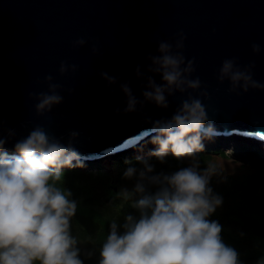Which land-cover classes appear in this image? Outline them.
<instances>
[{
  "label": "clouds",
  "instance_id": "1",
  "mask_svg": "<svg viewBox=\"0 0 264 264\" xmlns=\"http://www.w3.org/2000/svg\"><path fill=\"white\" fill-rule=\"evenodd\" d=\"M185 40L182 30L173 40H159L157 53L147 56L149 75L137 65V78L146 79L142 99L133 94L128 82L120 83L127 98L125 114L142 111L148 103L166 110L169 97L177 92L187 98L170 117H145L150 127L139 134V141L147 139L154 147L147 155L136 157L139 167L128 163L123 176L134 183L122 186L118 193L131 200L136 213H128L122 224L110 223L98 264H245L238 249L224 241L220 222L210 218L224 198L211 183L216 165L201 168L198 153L205 148V140L217 137L218 129L202 102L210 99L209 92L199 76L193 78L195 60L184 54ZM87 43L78 37L72 45L79 48ZM251 47L257 55L264 51L259 43ZM92 51L99 54L95 46ZM255 66V61L241 65L237 57L225 58L217 79L221 84L228 81L229 92L238 95L241 90L264 91V82L254 78ZM69 71L75 74L78 65L61 61L60 74ZM100 75L109 85L118 82V77L107 72ZM45 82L47 90L28 94L39 116L51 113L64 101L63 85L51 74ZM67 91L74 94L75 89ZM120 112L117 108L116 113ZM79 135L70 130L65 143L37 124L15 139L16 130L4 127L0 135V264H84L71 231L78 202L71 189L61 187L66 168L86 166L85 155L74 147ZM12 140L9 150L7 144ZM169 155L190 163L175 171L157 172L153 158L163 164ZM256 264H264V256Z\"/></svg>",
  "mask_w": 264,
  "mask_h": 264
},
{
  "label": "water",
  "instance_id": "2",
  "mask_svg": "<svg viewBox=\"0 0 264 264\" xmlns=\"http://www.w3.org/2000/svg\"><path fill=\"white\" fill-rule=\"evenodd\" d=\"M181 30L186 59L195 60L193 78L199 76L210 95L202 102L218 129L215 138L264 147L258 135L264 133V91L238 95L229 92L228 81L217 79L222 61L237 57L241 65L255 61L254 78L264 82V51L257 55L251 47L255 42L264 49V0H0V135L6 126L19 139L40 124L67 143L70 130H77L74 147L86 161L134 148L147 140L139 141L150 127L146 116L170 117L187 97L177 92L166 110L148 103L142 111L125 114L120 83L128 82L142 99L146 79L137 78V65L149 75L148 54L157 53L159 40H173ZM78 37L88 41L86 46L73 47ZM61 61L78 65V71L61 75ZM101 72L118 82L109 85ZM49 74L63 85L64 101L39 116L28 94L47 90ZM155 79L161 81L159 75ZM14 142L7 144L9 150Z\"/></svg>",
  "mask_w": 264,
  "mask_h": 264
},
{
  "label": "trees",
  "instance_id": "3",
  "mask_svg": "<svg viewBox=\"0 0 264 264\" xmlns=\"http://www.w3.org/2000/svg\"><path fill=\"white\" fill-rule=\"evenodd\" d=\"M217 155L227 157L223 151ZM211 159L207 153H198L201 168L206 167ZM128 163L140 166L136 157L122 160L113 180L103 173L85 172L78 168L64 170L61 187L71 189L72 198L78 202L71 231L78 240L84 264H98L100 248L113 220L122 224L128 213H136L131 200L118 195L122 186L131 187L134 183V180L123 176ZM153 163L157 172H171L187 166L184 160H177L172 155L163 164L155 158ZM259 172L261 175L256 177L240 179L228 176L221 184L212 183L224 202L210 218L220 222L224 241L238 249L245 264H256L257 259L264 256V170Z\"/></svg>",
  "mask_w": 264,
  "mask_h": 264
},
{
  "label": "rangeland",
  "instance_id": "4",
  "mask_svg": "<svg viewBox=\"0 0 264 264\" xmlns=\"http://www.w3.org/2000/svg\"><path fill=\"white\" fill-rule=\"evenodd\" d=\"M140 147H143V152L139 151ZM152 147L154 146L146 140L140 146L117 156L106 157L99 161H86L85 167L77 168L85 172L103 173L113 180L117 177L122 160L147 155ZM219 151H223L227 157L217 155ZM201 152L211 155L210 163H214L217 167V173L213 176L211 183L221 184L228 176L240 179L256 177L261 175L259 170H264V147L249 140L225 137L205 140V148ZM184 161L188 166L190 161L187 159Z\"/></svg>",
  "mask_w": 264,
  "mask_h": 264
},
{
  "label": "snow or ice",
  "instance_id": "5",
  "mask_svg": "<svg viewBox=\"0 0 264 264\" xmlns=\"http://www.w3.org/2000/svg\"><path fill=\"white\" fill-rule=\"evenodd\" d=\"M258 135L260 136V139H264V133H258Z\"/></svg>",
  "mask_w": 264,
  "mask_h": 264
},
{
  "label": "bare ground",
  "instance_id": "6",
  "mask_svg": "<svg viewBox=\"0 0 264 264\" xmlns=\"http://www.w3.org/2000/svg\"><path fill=\"white\" fill-rule=\"evenodd\" d=\"M146 141V140H145ZM145 141H143V142H145ZM207 141V140H206ZM143 142H141L139 145H137V146H140ZM144 146V145H143ZM136 147V146H135Z\"/></svg>",
  "mask_w": 264,
  "mask_h": 264
},
{
  "label": "crops",
  "instance_id": "7",
  "mask_svg": "<svg viewBox=\"0 0 264 264\" xmlns=\"http://www.w3.org/2000/svg\"><path fill=\"white\" fill-rule=\"evenodd\" d=\"M216 155V154H215Z\"/></svg>",
  "mask_w": 264,
  "mask_h": 264
}]
</instances>
